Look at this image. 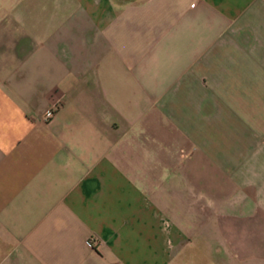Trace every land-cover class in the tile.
Wrapping results in <instances>:
<instances>
[{"label":"crops","instance_id":"obj_1","mask_svg":"<svg viewBox=\"0 0 264 264\" xmlns=\"http://www.w3.org/2000/svg\"><path fill=\"white\" fill-rule=\"evenodd\" d=\"M0 264H264V0H0Z\"/></svg>","mask_w":264,"mask_h":264}]
</instances>
